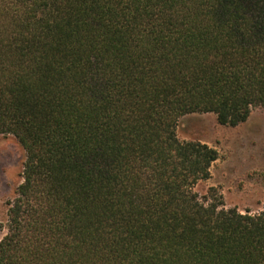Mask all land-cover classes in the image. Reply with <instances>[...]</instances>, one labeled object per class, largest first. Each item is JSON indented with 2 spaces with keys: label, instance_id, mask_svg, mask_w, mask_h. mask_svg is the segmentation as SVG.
I'll return each instance as SVG.
<instances>
[{
  "label": "trees",
  "instance_id": "16d2710c",
  "mask_svg": "<svg viewBox=\"0 0 264 264\" xmlns=\"http://www.w3.org/2000/svg\"><path fill=\"white\" fill-rule=\"evenodd\" d=\"M264 109V0H0V134L24 151L0 264H264L179 120Z\"/></svg>",
  "mask_w": 264,
  "mask_h": 264
},
{
  "label": "rangeland",
  "instance_id": "374dc122",
  "mask_svg": "<svg viewBox=\"0 0 264 264\" xmlns=\"http://www.w3.org/2000/svg\"><path fill=\"white\" fill-rule=\"evenodd\" d=\"M181 141H199L213 148L218 159L210 178L194 191L200 198L210 188L222 196L224 207L257 214L264 207V109H252L248 119L235 127L221 126L211 113L182 117L177 126ZM24 151L12 135L0 134V239L5 233L7 202L21 183Z\"/></svg>",
  "mask_w": 264,
  "mask_h": 264
}]
</instances>
